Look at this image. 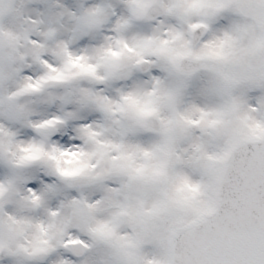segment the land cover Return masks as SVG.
<instances>
[{"label":"snow or ice","instance_id":"snow-or-ice-1","mask_svg":"<svg viewBox=\"0 0 264 264\" xmlns=\"http://www.w3.org/2000/svg\"><path fill=\"white\" fill-rule=\"evenodd\" d=\"M0 264H264V0H0Z\"/></svg>","mask_w":264,"mask_h":264}]
</instances>
